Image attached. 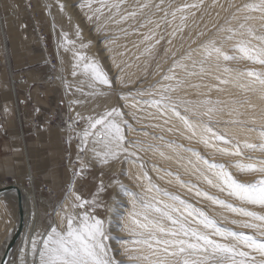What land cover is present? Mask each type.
Instances as JSON below:
<instances>
[{
    "label": "snow or ice",
    "instance_id": "snow-or-ice-1",
    "mask_svg": "<svg viewBox=\"0 0 264 264\" xmlns=\"http://www.w3.org/2000/svg\"><path fill=\"white\" fill-rule=\"evenodd\" d=\"M99 4L96 12L103 15L106 10L111 22L116 25L128 24V28L121 27L120 31L125 36H141L134 43V47L143 46L141 56L151 57L156 46L165 38L160 29H171L168 33V44L171 45L173 39L188 27L189 17H194L195 11L203 9L204 0L183 4H177L176 0H137L131 9L128 8V0H99ZM87 6L91 7L90 4ZM216 6L223 7L219 5V0H213V7ZM229 7H235V12L225 25L217 28V36L210 38L199 49L189 50L185 56L175 59L168 72L161 77V81H157L149 89L138 90L136 97H131L133 103L130 107L135 109L139 105L144 106L141 111L148 110V118L162 121V125H153L161 131L176 133L182 128L184 132L181 134H185L189 140L195 139L214 153L239 157L244 155L242 149L264 153V126L243 129L246 133H258L256 138L260 143H251L245 139L241 144L235 135L214 130V122H218L225 114L227 105L219 99H211L209 94L213 90L224 89L213 84L192 83L194 78L201 81L211 78L223 85L231 84L246 93L256 92L259 99L264 100V71L239 70L227 66L230 62L248 61L264 67V0H250L240 6L230 4ZM139 17L144 19L137 23ZM257 20L261 23L259 29L254 23ZM233 21H236L234 27ZM200 35L204 33L201 32ZM69 43L74 46L72 41ZM84 47L86 45L82 43L81 48ZM124 54L126 53L121 55ZM74 55L77 63L73 75L77 74L76 68H82L90 88L108 86L109 90H114L113 81L98 61L89 62V58L79 51ZM136 59H140V56ZM114 66L121 73L124 72L119 63ZM116 79L122 87H127L131 82L125 81L123 75ZM188 89H195L197 97L204 98L188 99ZM103 94L96 91L90 93ZM145 96L148 99H143ZM137 97L141 99L137 100ZM121 98L128 100L130 95H123ZM244 103L252 106L250 101ZM152 109L155 111H151ZM235 111L237 109L228 108L227 115L232 116ZM132 115L139 120L135 112ZM124 116L125 113L120 108L112 107L98 117H87L88 126L80 137V151H85L90 138H95L93 144L101 147L99 150L93 147L92 151L101 164L119 161L123 157L126 162L136 165V179L146 181L143 195L131 194L132 210L125 223L120 225L121 230L129 233L130 239L127 243L133 245L131 248L125 247L124 254L136 253L129 255V260L135 264H264V239L258 238L264 237V214L201 191L198 186L183 181L175 174L180 187L190 192L196 189L197 197H203L232 214L247 218L232 219L229 223L242 229H252L253 234L247 235L221 227L218 220L202 208L153 184L139 153H152L164 160L176 159L177 162L184 160V154L188 153L190 155L187 157V165L193 175L219 192H226L241 205L259 206L261 209H264V158L247 156L245 159L251 162L237 161L232 165L242 173L255 174L258 177L254 182H241L224 163L210 161L196 149L167 141L165 151L160 144L128 139L126 129H135L131 128ZM81 119L85 118L77 113L73 124ZM250 122L255 124V118ZM229 123L245 124L239 119H232ZM154 139L165 141L164 136ZM220 143L226 146H218ZM166 175L174 174L168 172ZM100 188L103 191V185ZM71 205L73 209H82L88 205L92 211L85 210L79 216L74 212L59 213L57 226L50 225V231L45 235L37 233L30 239L32 264H123V261L116 260L110 254L107 241L111 236L105 221L93 215L98 206L97 201L84 200L80 195H75Z\"/></svg>",
    "mask_w": 264,
    "mask_h": 264
},
{
    "label": "bare ground",
    "instance_id": "bare-ground-1",
    "mask_svg": "<svg viewBox=\"0 0 264 264\" xmlns=\"http://www.w3.org/2000/svg\"><path fill=\"white\" fill-rule=\"evenodd\" d=\"M69 5L70 13L75 16L78 21H81L85 28H89V37L91 39L97 40L96 43L89 45L88 53H84L89 58V62L92 60L98 61L99 64L108 72V75L111 76L113 81V89L109 90L108 86H98L96 89H92L88 86L86 81L82 82L77 80L73 75V82L79 86H84L83 91H89L92 93L96 91L97 93L103 92L106 94L118 93V101L120 110L125 113L124 119L129 121L131 128H134L135 131L126 129L127 138L130 140H142L149 143L160 144L162 150L167 151L165 144L167 141H174L176 144L183 145L185 148H193L200 152L205 158L210 161H215L218 163H224L228 166L229 171H231L234 176L241 182H254L257 180V175L255 174H245L238 171L235 167H232L237 161H242L244 163H249L245 159L247 156H253L257 158H264V153L259 151L253 152L247 149H242L243 156H224L217 153H214L212 149L206 148L203 144L198 143L195 139L189 140L182 128L176 133H169L167 131H161L160 128L154 127L153 125L160 123L162 121L150 119L147 116V111H141L142 105L137 106V108H132L130 105L133 103L131 97H136L138 90L149 89L152 85H156L157 81H161V77L168 72V69L173 65L175 59L185 56L189 50H197L199 47L208 41L210 38L217 36V28L226 24V21L229 20L232 14L235 12V7H229L230 4L235 6H240L245 3L250 2V0H219V5L223 7L216 6L213 7V0H204V7L200 11H195L194 17H189L188 27L184 29L182 34H178L174 39L171 45L168 44V33L171 29L161 28L160 31L164 34V39L161 40L160 44L156 46V49L151 57L141 56L143 52V46L140 48L134 47V43L138 42L141 39L139 35H127L125 36L120 28H128V24L116 25L111 22L108 18V13L105 10L103 15L98 13L97 17L89 19L91 12L89 8H94V6L99 3V0H66ZM137 0H128V8L131 9L134 7V4ZM196 0H176L177 4L183 3H195ZM47 9L50 14V18L53 19V31L56 32L59 28V24L64 25L62 28L65 32H68L71 29V15L67 13V5H58L54 9L48 1H45ZM91 5L88 7L87 5ZM100 6V4H99ZM90 12V14H89ZM219 13V15H217ZM144 17H139L137 23L143 21ZM131 22H129L130 24ZM255 26L259 29L261 26L260 21H255ZM236 25V21L232 22V26ZM135 27V25H133ZM59 31V30H58ZM146 31V30H142ZM131 32V28H129ZM203 32L204 35H200ZM63 31L61 35L57 37V51L59 54L60 62V75L63 81L67 78V74L70 69L73 67V63L70 61V55L68 52H71L72 48L68 51V43L65 42L63 37ZM165 44V53L167 58L160 60V62L155 66L154 70L152 69L151 61L154 55H158L161 50V45ZM231 54V49H228ZM122 53H126L121 55ZM137 56H140V59H136ZM119 63L121 68H124V72L121 73L120 69L114 65ZM130 65V67H126ZM228 67L239 69V70H255V71H264V67L260 65H254L248 61H241L239 63L230 62L227 64ZM73 71V69H72ZM76 76L83 77V69L79 68ZM70 75V74H68ZM119 75H123L125 81H131L128 83L127 87H122L119 81L116 79ZM194 84H213L220 88H223L224 91H215L213 90L209 95L213 100L219 99L223 101L227 107L225 108V114L219 118L218 122H214V130L219 132H227L231 135H235L237 139L241 141V144L245 139H248L251 143H260L256 138L258 133H246L243 129L244 127H256L260 128L264 126V100L259 99V95L256 92H244L239 88L234 87L233 85H223L219 81L205 78L203 81L194 78L192 80ZM67 87V86H66ZM127 90V92H123ZM67 92L68 97H74L79 99L73 93ZM90 95V94H88ZM123 95H130L128 100H124L121 97ZM185 95V93H181ZM188 99H203L204 97H197L195 89H188L186 92ZM87 96V95H85ZM84 96V97H85ZM95 96V95H92ZM73 101V98H71ZM141 97H137V100ZM143 99H148L147 96ZM244 101H250L252 106L244 103ZM94 107H90L88 104L83 106L82 111L90 112ZM228 108L237 109L233 112L232 116L227 115ZM151 111H155L152 109ZM135 112L136 116L139 117V120L132 115ZM255 118L256 123L252 124L250 121L252 118ZM232 119H239L244 121V125H234L229 123ZM177 128L179 125L177 124ZM147 134V135H146ZM164 136L165 141L161 142L155 140L154 137ZM218 146L225 147L223 143H220ZM93 147H100L96 144ZM170 154V153H169ZM185 159L177 162L176 159L167 161L162 159L158 155H153L152 153H139V157L143 159L145 164V171L148 172V175L152 178V183L159 185L161 188L168 190L171 193L178 194L181 198L185 199L189 203L196 205L199 208H202L210 216H214L221 227H228L238 232H243L247 235H252V229H242L237 225H232L229 223L232 219L244 220L247 218L237 216L232 214L219 205H214L207 199L203 197H197L195 195V190L188 191L186 188H182L176 181L175 174H178L180 178L188 182L189 184L198 186L199 190L207 191L212 195L218 196L220 199L227 200L237 206L247 207L249 210L256 211L260 214H264V209H261L259 206H250V205H241L239 201H236L234 198H231L227 193H221L217 189L212 188L206 184L202 179L198 178L196 175L191 173L190 166L187 165V157L190 155L185 153ZM115 164L112 166V171L119 170L121 172V180L124 183L125 187L128 189H117L116 194L112 198L111 202L108 204V215L106 217L109 223V234L115 235L116 238H111L107 243L109 244L110 254L115 256L116 260L123 261V264H135L134 261L129 260V255H135L136 253L124 254L123 250L125 247L131 248L133 245L128 244L130 239L129 233L121 230L120 225L124 224L128 213L132 210L131 206V194L143 195V185L146 184V181H138L136 179L137 168L136 165L130 162H126L122 157L119 161H114ZM171 172L174 175L168 176L166 173ZM171 181V182H169ZM21 188L24 198V207H25V226L20 236V240L24 239L29 233V229L33 225V217L36 213V199L33 188L26 187L20 183H14ZM9 184L0 183V188L8 186ZM78 195L74 191L70 190V193L63 201L60 203L57 211L55 212V223L58 224L60 220L59 213L62 212H71V201L74 199V196ZM11 215L13 217H11ZM225 217L227 219H225ZM19 220L18 215V193L15 190H11L8 193L0 194V261L2 255L5 251V248L17 227ZM45 235V234H44ZM264 239V237H258ZM19 240L17 241V243ZM16 246V245H15ZM15 248V247H14ZM13 256V251L9 258L8 264H11V258ZM32 264V256H31Z\"/></svg>",
    "mask_w": 264,
    "mask_h": 264
},
{
    "label": "rangeland",
    "instance_id": "rangeland-1",
    "mask_svg": "<svg viewBox=\"0 0 264 264\" xmlns=\"http://www.w3.org/2000/svg\"><path fill=\"white\" fill-rule=\"evenodd\" d=\"M45 1L53 9L54 5H67L72 25L68 32L62 29L65 26L61 24L58 25L59 31H53L54 22ZM98 7L99 3L89 8L93 18L98 15ZM69 11L66 0H0V183H20L31 187L36 199L33 225L28 235L19 239L13 249L11 264H31L30 239L37 233L46 234L50 225L57 226L55 212L70 190L84 200L95 199L98 206L93 215L104 220L109 229L106 219L108 204L118 188L128 189L122 183L121 172L112 171L115 162L101 164L94 155L95 138H90L87 149L80 151V137L88 126L86 118L98 117L112 107L120 106L118 93L92 96L88 95L89 91L82 90L84 86L73 82L72 69L77 63L74 54L77 51L83 54L90 52L89 45L97 40L89 37V28L86 29ZM38 27L47 34L55 66L47 60ZM61 31L68 43L67 51L72 48L68 53L73 63L68 72L70 75L67 74L64 81L59 72L61 60L57 51V37ZM82 43L86 47L81 48ZM166 58L165 44H162L159 54L154 55L151 61L150 72ZM12 73L25 75L27 84L13 85ZM74 77L85 81L83 77ZM66 91L79 99L68 97ZM85 104L94 108L90 112L79 110ZM77 113L85 119L74 125ZM100 147L96 148L99 150ZM85 210L92 211L88 205L82 209L71 207L70 211L79 216ZM110 236L116 238L115 235Z\"/></svg>",
    "mask_w": 264,
    "mask_h": 264
},
{
    "label": "water",
    "instance_id": "water-1",
    "mask_svg": "<svg viewBox=\"0 0 264 264\" xmlns=\"http://www.w3.org/2000/svg\"><path fill=\"white\" fill-rule=\"evenodd\" d=\"M11 190H15L18 193V215L19 220L16 229L14 230L6 248L2 255L0 264H8L9 258L11 256V253L17 244V241L19 240L21 233L23 231V228L25 226V207H24V198H23V192L20 187H18L16 184L11 183L8 186L0 188V194L1 193H8Z\"/></svg>",
    "mask_w": 264,
    "mask_h": 264
},
{
    "label": "built area",
    "instance_id": "built-area-1",
    "mask_svg": "<svg viewBox=\"0 0 264 264\" xmlns=\"http://www.w3.org/2000/svg\"><path fill=\"white\" fill-rule=\"evenodd\" d=\"M38 31H39L38 35L40 37V43H41V45H42V47L46 53L47 60H48L49 64H51L52 66H55L56 65L55 58L52 57V54L50 53L51 49H50L47 34L45 33V31L42 27H38ZM11 77H12L13 85H15V84L16 85H26L27 84V79H26L25 75L20 74L19 76H17V75H14L12 73ZM28 94H27V97H28V99H30V94L29 95Z\"/></svg>",
    "mask_w": 264,
    "mask_h": 264
}]
</instances>
